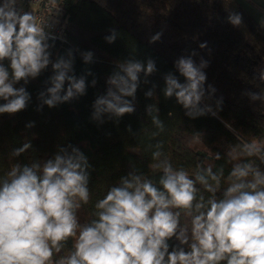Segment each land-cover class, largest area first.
Returning a JSON list of instances; mask_svg holds the SVG:
<instances>
[{
  "label": "clouds",
  "instance_id": "9594fccd",
  "mask_svg": "<svg viewBox=\"0 0 264 264\" xmlns=\"http://www.w3.org/2000/svg\"><path fill=\"white\" fill-rule=\"evenodd\" d=\"M226 22L240 28L243 15L231 10ZM54 23H38L32 11L24 10L23 0H0V116L26 111L32 101L27 85L49 68L52 74L37 96L38 112L77 101L97 86L90 69L77 76L74 67V53L91 65L96 60L92 51L70 48L53 56ZM258 24L264 30V17ZM108 31L104 39L111 45L120 33ZM162 36L163 30L149 43ZM199 48L211 54L207 42ZM197 55H181L175 72L162 74L160 95L175 100L189 120L215 118L223 97L215 98L217 89L207 83L210 62L203 57L197 62ZM158 71L150 56L117 61L106 91L92 103L91 121L100 126L134 115L141 91L146 100H158V86L150 80ZM88 77H93L90 84ZM252 80L256 91L245 90L242 96L264 106L259 87L264 63L254 69ZM144 112L158 130L153 136L165 131L157 103L146 104ZM25 127L34 128L35 121ZM126 131L136 135L131 125ZM194 135L203 139L201 132ZM151 147L150 167L158 180L132 168L96 201L94 218L85 223L79 212L92 195V165L85 153L72 144L58 145L51 157L23 163L19 158L33 150L31 140L12 149L16 162L0 176V264H264V145L245 142L238 153L233 146L223 155L209 149L212 159L236 161L226 177L222 167L214 171L210 163L197 164L192 173L174 167L162 143Z\"/></svg>",
  "mask_w": 264,
  "mask_h": 264
},
{
  "label": "trees",
  "instance_id": "16d2710c",
  "mask_svg": "<svg viewBox=\"0 0 264 264\" xmlns=\"http://www.w3.org/2000/svg\"><path fill=\"white\" fill-rule=\"evenodd\" d=\"M61 3L66 11L67 44L59 46L50 41L55 44L53 56L63 55L70 48L92 51L96 60L91 65L83 63L79 52L74 53V67L77 76L90 69L97 86L89 87L87 94L77 101L54 109L45 106L38 112L37 96L52 74L51 68L30 81L27 90L32 101L27 110L14 116H0V176L16 162L10 155L12 149L27 140H31L33 150L19 158L23 163L51 157L58 145L79 147L92 165L91 200L79 212L81 223H85L94 218L96 201L132 168L158 180L159 173L150 167L154 150L151 146L158 142L163 144V152L174 167H184L192 173L197 164L210 163L214 171L222 167L225 177L236 161L227 157L212 159L209 149L223 155L233 146L238 153V146L245 142L264 145V106L242 96L245 90L256 91L258 87L252 79L254 69L264 63V32L237 0H212L211 3L209 0H61ZM231 10L243 15L240 28L226 22ZM111 28L120 36L109 45L104 37L110 34ZM162 30L161 40L150 44V37ZM204 42L211 49L210 55L208 49L199 48ZM192 51L198 53L197 62L200 57L210 62L205 70L207 83L217 89L215 98L222 96L224 101L218 117L189 120L175 100L166 101L160 95L164 86L162 74L175 72V60ZM132 55L141 59L150 56L157 61L159 71L150 80L158 86L159 99L146 100L143 91L138 92L134 115L125 116L118 123L111 120L98 126L90 119L92 103L106 91L105 81L116 62ZM92 78H87L89 84ZM259 87L264 90V85ZM152 102L158 104L165 124V131L155 136L153 133L158 130L151 116L144 112L145 105ZM31 121H35V127L26 129ZM128 125L135 136L126 131ZM195 132L203 133V139H198ZM226 186L222 182V187ZM201 191L206 197L209 195L202 188ZM70 248L71 241L65 254Z\"/></svg>",
  "mask_w": 264,
  "mask_h": 264
},
{
  "label": "built area",
  "instance_id": "2783aa9c",
  "mask_svg": "<svg viewBox=\"0 0 264 264\" xmlns=\"http://www.w3.org/2000/svg\"><path fill=\"white\" fill-rule=\"evenodd\" d=\"M23 7L25 11H32L34 13L38 23H47L50 20L55 21L52 35L56 36L57 39L52 42L57 43L59 46L67 44L64 28L66 11L61 0H23ZM60 37H63V39Z\"/></svg>",
  "mask_w": 264,
  "mask_h": 264
},
{
  "label": "crops",
  "instance_id": "0c3cea01",
  "mask_svg": "<svg viewBox=\"0 0 264 264\" xmlns=\"http://www.w3.org/2000/svg\"><path fill=\"white\" fill-rule=\"evenodd\" d=\"M258 23L264 17V0H237ZM259 25V24H258ZM262 30V29H261ZM264 32V30H262Z\"/></svg>",
  "mask_w": 264,
  "mask_h": 264
}]
</instances>
